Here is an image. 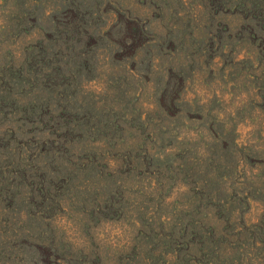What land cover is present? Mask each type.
I'll return each instance as SVG.
<instances>
[{
  "label": "rangeland",
  "instance_id": "obj_1",
  "mask_svg": "<svg viewBox=\"0 0 264 264\" xmlns=\"http://www.w3.org/2000/svg\"><path fill=\"white\" fill-rule=\"evenodd\" d=\"M0 264H264V0H0Z\"/></svg>",
  "mask_w": 264,
  "mask_h": 264
},
{
  "label": "trees",
  "instance_id": "obj_2",
  "mask_svg": "<svg viewBox=\"0 0 264 264\" xmlns=\"http://www.w3.org/2000/svg\"><path fill=\"white\" fill-rule=\"evenodd\" d=\"M134 30H135V28H133ZM133 30V31H134ZM134 32H136L138 35L140 34V32L139 31H134ZM134 36V35H133ZM135 39V37H133V39H131V40H134ZM182 232L184 233V234H182V236L184 237V236H187V237H192V234L190 233V232H187V231H183L182 230ZM192 244H194V243H192Z\"/></svg>",
  "mask_w": 264,
  "mask_h": 264
}]
</instances>
